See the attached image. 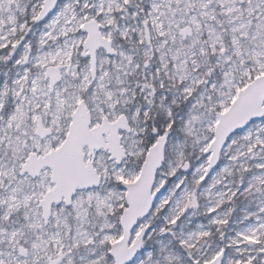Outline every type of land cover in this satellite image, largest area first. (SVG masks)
I'll list each match as a JSON object with an SVG mask.
<instances>
[{"label": "snow or ice", "instance_id": "snow-or-ice-1", "mask_svg": "<svg viewBox=\"0 0 264 264\" xmlns=\"http://www.w3.org/2000/svg\"><path fill=\"white\" fill-rule=\"evenodd\" d=\"M0 264H264V0H0Z\"/></svg>", "mask_w": 264, "mask_h": 264}]
</instances>
